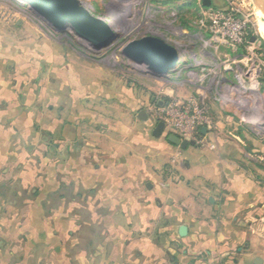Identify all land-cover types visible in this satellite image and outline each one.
Instances as JSON below:
<instances>
[{
  "label": "rangeland",
  "instance_id": "rangeland-1",
  "mask_svg": "<svg viewBox=\"0 0 264 264\" xmlns=\"http://www.w3.org/2000/svg\"><path fill=\"white\" fill-rule=\"evenodd\" d=\"M79 1L119 32L107 50L94 52L25 5L0 0L15 18L8 24L0 18L1 32L14 39L8 74L0 78V264H187L180 255L186 244L174 249L180 239L168 221L138 225L130 216L126 227L102 205L106 194L115 195L90 184L106 181L104 168L125 166L128 152L146 167L154 161L157 110L175 97L202 98L225 153L264 171V38L255 16L264 3L210 0L211 9L233 6L248 20L255 39L233 45L207 30L202 0ZM19 19L23 25L12 31ZM146 35L179 51V69L163 80L120 54L124 43ZM166 82L175 86L170 98ZM141 109L148 115L143 131ZM161 156L155 159L167 180L183 182L185 156ZM121 228L130 230L124 239Z\"/></svg>",
  "mask_w": 264,
  "mask_h": 264
},
{
  "label": "crops",
  "instance_id": "crops-1",
  "mask_svg": "<svg viewBox=\"0 0 264 264\" xmlns=\"http://www.w3.org/2000/svg\"><path fill=\"white\" fill-rule=\"evenodd\" d=\"M22 25V20H16L12 31ZM12 41L14 39L11 40L8 30L5 34L0 30L1 79L8 74L5 70L11 61ZM5 63H8L4 67L6 69L1 70ZM42 63V66H47L50 62ZM163 89L169 98L175 92V86L171 84ZM141 123L143 131L145 122ZM202 135L209 146L194 144L185 149L170 144L163 137H155L158 140L153 144L156 153L148 167L142 158L138 155L133 158L128 152L125 166L116 170L104 168L106 181L90 185L94 191H111L112 196L115 195L114 199L106 194L104 203L100 202L109 207L112 216H120V221L127 223L126 227H130V216L137 217L138 225L152 221L160 223L162 219L168 221L169 231L180 239L174 242V249L186 244L180 255L188 259L187 264H211V261L215 264H255V258L260 259L259 264H264V171L257 172L226 154L215 132L205 131ZM139 137L144 145L145 136L142 134L137 139ZM234 138L238 143L245 139L244 136ZM182 155L185 162L180 175L184 181L173 185L167 180L166 173L161 172L163 163L155 156L177 159ZM94 170L98 173L97 165ZM113 175L119 179L114 181ZM181 226L186 228L183 236L178 232ZM121 229L124 239L130 230ZM159 233V229L153 232L157 237ZM127 249L124 253L128 252ZM157 253H160L159 249Z\"/></svg>",
  "mask_w": 264,
  "mask_h": 264
},
{
  "label": "water",
  "instance_id": "water-1",
  "mask_svg": "<svg viewBox=\"0 0 264 264\" xmlns=\"http://www.w3.org/2000/svg\"><path fill=\"white\" fill-rule=\"evenodd\" d=\"M25 5L28 10L45 22L57 33L70 32L79 40L84 42L92 51L99 52L107 50L119 38V32L112 27L105 18L94 15L79 0H14ZM264 3L263 0H257ZM203 6H209L210 0H202ZM255 36L250 38L251 41ZM120 54L134 65L142 66L152 77L163 80L169 73L178 69L180 54L176 47L168 44L157 36H142L124 43L120 48ZM137 118L147 121L148 115L141 109L137 113ZM206 128H202L204 133ZM152 136L163 137L167 142L181 149L194 145L193 141L181 140L173 133H165L164 123L157 121ZM150 188V184H146ZM185 227L178 230L183 236ZM255 264L260 263L259 258H255Z\"/></svg>",
  "mask_w": 264,
  "mask_h": 264
},
{
  "label": "built area",
  "instance_id": "built-area-1",
  "mask_svg": "<svg viewBox=\"0 0 264 264\" xmlns=\"http://www.w3.org/2000/svg\"><path fill=\"white\" fill-rule=\"evenodd\" d=\"M204 17L207 21V30L218 40L233 45L245 42L248 20L239 15L237 8L233 6L221 10L209 8ZM0 18L7 24L14 21L13 10L1 7ZM157 119L164 123L165 132L173 133L181 140L193 141L198 146H209L201 129L206 128V131L213 132L214 123L202 98L198 96L171 98L164 104L161 103L157 110Z\"/></svg>",
  "mask_w": 264,
  "mask_h": 264
},
{
  "label": "bare ground",
  "instance_id": "bare-ground-1",
  "mask_svg": "<svg viewBox=\"0 0 264 264\" xmlns=\"http://www.w3.org/2000/svg\"><path fill=\"white\" fill-rule=\"evenodd\" d=\"M263 7L259 6V8L255 10V13H256L255 16H256L257 28H258L260 34L264 38V8Z\"/></svg>",
  "mask_w": 264,
  "mask_h": 264
},
{
  "label": "trees",
  "instance_id": "trees-1",
  "mask_svg": "<svg viewBox=\"0 0 264 264\" xmlns=\"http://www.w3.org/2000/svg\"><path fill=\"white\" fill-rule=\"evenodd\" d=\"M194 2H195V1H194ZM169 3H170V1H169ZM202 6H203V5H202ZM209 7H210V5H209V6H203L204 9H207V8H209ZM251 37H252V36H251V29H250L249 26H248L247 35H246V38H245L244 45H245V43H246L248 40H250ZM262 45L264 46V43H262ZM167 101H168V99H167L166 101H164L163 104H164L165 102H167ZM155 105H157V103H155ZM157 121H158V120H157ZM165 133H167V132H165ZM170 260H171L172 262L177 263V258H176L174 255L170 256Z\"/></svg>",
  "mask_w": 264,
  "mask_h": 264
}]
</instances>
